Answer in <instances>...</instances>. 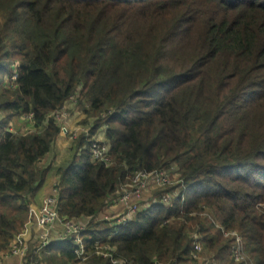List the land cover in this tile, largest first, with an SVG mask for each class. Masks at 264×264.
Instances as JSON below:
<instances>
[{"label":"trees","instance_id":"trees-1","mask_svg":"<svg viewBox=\"0 0 264 264\" xmlns=\"http://www.w3.org/2000/svg\"><path fill=\"white\" fill-rule=\"evenodd\" d=\"M13 72L0 95V264L31 220L61 133L54 114L70 101L97 119L58 171L59 212L94 218L86 259L67 238L46 264H114L98 241L125 264H201L195 233L212 264H242L205 209L264 264V0H0V83ZM18 115L35 131L11 132ZM102 125L113 166L91 158ZM172 167L188 198L154 203L108 238L95 216L129 175Z\"/></svg>","mask_w":264,"mask_h":264},{"label":"built area","instance_id":"built-area-1","mask_svg":"<svg viewBox=\"0 0 264 264\" xmlns=\"http://www.w3.org/2000/svg\"><path fill=\"white\" fill-rule=\"evenodd\" d=\"M54 116L61 125V131L65 134L68 133V128L65 126L67 117L65 108L56 112ZM82 132L88 134V130L86 129ZM70 135L73 140H76L79 134L78 132H71ZM110 149V143L106 140L93 138L90 145L92 160L103 163L106 166L116 165L117 162L112 157ZM148 190L157 191L156 197L154 198L153 195L147 200L145 192ZM189 194V186L187 182L181 178L176 167L165 170L135 171L129 175L127 182L120 185L117 192L111 196L105 211L95 216V219L107 222L108 226L111 228L108 238H111L116 235L122 227L130 223L138 213L148 210L152 204L158 203L165 207L172 206L175 202H184ZM257 208L264 213V204L257 205ZM210 212L211 211L205 209L201 215L211 220L225 237L232 240L231 254L236 262L253 264L246 250L241 233L236 230L226 229L220 222L212 217ZM93 218L89 217L77 220L62 217L59 212L58 187L57 183H55L53 193L47 199V202L41 210V215L38 220L39 231L34 240L22 245L12 242L8 251L3 254L1 262L7 256H18L24 260V264H43V256L49 253L48 247L55 241L67 238H73L75 240L77 244L76 253L80 258L86 259L83 233L88 223ZM194 238V249L196 254L199 255L203 252L202 243L199 241L201 236L195 233ZM96 244L102 256L110 258L114 264H125L122 258H118L114 255L116 251L114 247L108 244L103 245L100 241ZM30 258H32V260H30Z\"/></svg>","mask_w":264,"mask_h":264},{"label":"crops","instance_id":"crops-1","mask_svg":"<svg viewBox=\"0 0 264 264\" xmlns=\"http://www.w3.org/2000/svg\"><path fill=\"white\" fill-rule=\"evenodd\" d=\"M8 80H9L8 77H5L4 82L0 84V95L2 94L4 89H6L8 87ZM76 106H77V104L72 103L70 101L64 107L66 112H67V117H66L65 123H66V126L68 125L67 128L70 127V129H71V130H69V128H68L69 134L71 132H78V134H79L84 129L89 130V127L91 125V124H89L88 126L83 127V125L78 124L79 120L83 117V115L81 114V112L78 111V106L77 107ZM70 110H71V112L69 115ZM28 119H30V121ZM21 120H25L23 125H20ZM9 130L13 133H16V134L29 133V132L35 131V123H34L33 119L31 117L28 118L27 115L20 116L19 118L15 119L13 124H11ZM60 134H64V133L61 132ZM60 134L57 137V139H60V136H62ZM64 135H67V134H64ZM96 137L99 139H105L106 138L105 125H102L99 128V130L96 134ZM73 141L75 142V140H73ZM57 145H60V143ZM64 166L65 165L60 166V167H55V168L53 167L50 169L44 185L38 191V193L36 194V196L33 199V202L31 203V206H30L31 220H30V222L28 223L26 229L20 235H18L13 240V242L22 245L24 243H29V242H32L34 240L36 234L39 231L38 220H39V217L41 215V210H42L43 206L45 205V203L47 202L48 197L53 193L54 184L57 183L56 177L58 176L57 175L58 169H60ZM153 192H155V190H148L145 192V195L147 197H152L154 195ZM116 209H118V208H116ZM1 264H24V260L18 256H7L2 260Z\"/></svg>","mask_w":264,"mask_h":264},{"label":"rangeland","instance_id":"rangeland-1","mask_svg":"<svg viewBox=\"0 0 264 264\" xmlns=\"http://www.w3.org/2000/svg\"><path fill=\"white\" fill-rule=\"evenodd\" d=\"M15 73L16 72H13L11 75L8 74L7 77H8V88H13L15 82H14V76H15ZM4 80L1 82L3 83ZM0 83V84H1ZM73 103V102H72ZM70 105V104H69ZM85 106V105H84ZM77 107V106H76ZM88 107V106H87ZM78 111L81 112V114L83 115V117L79 120V125H83L84 126H88L89 124H94L95 120L97 119V117H89L85 111V107L81 106V107H78ZM70 112L71 110L69 111V115H70ZM7 114H5V111H0V117H5ZM20 116H25V115H18V116H15L13 119H11V124H13V122L15 121L16 118H19ZM29 118V116H28ZM1 119V118H0ZM30 121V119H28ZM87 120V122H86ZM25 122V120H21V124L20 125H23V123ZM65 126H66V123H65ZM68 126V125H67ZM66 126V127H67ZM69 130L70 127H68ZM105 128L107 129V127L105 126ZM62 132V131H61ZM63 133V132H62ZM65 134V133H64ZM64 134H60L62 136H60V139H56V141L54 142L53 146H52V149H51V152L48 154V156H46L42 163H43V166L44 167H49V169L51 168H55V167H60V166H63L65 165L64 167L62 168H65L68 166V164L71 162V160L73 159V156L77 153V154H80L79 152H77V149L75 147V142L73 141V139L70 137L71 135L69 133H66L67 135H64ZM72 141H71V140ZM102 140H105V139H102ZM60 145H57L59 144ZM61 169V168H60ZM58 169V171L60 170ZM58 171H57V175H58ZM56 179H58V176L56 177ZM55 182V181H54ZM154 193V198L156 197L157 195V191L153 192ZM51 196V195H50ZM49 196V197H50ZM48 197V198H49ZM151 197H147L146 199H150ZM260 204H264V203H258L257 205H260ZM212 217L214 219H216L214 217V214L213 212H210ZM204 217V216H203ZM218 221V220H217ZM211 223H213L211 220H210ZM219 222V221H218ZM214 225V224H213ZM244 240V238H243ZM244 243H245V240H244ZM202 245V248L204 249L203 247V244ZM246 245V244H245ZM247 247V246H246ZM98 255H100V253L98 252ZM201 255V256H200ZM199 255L198 257V261L199 263L201 264H212L207 257H205V251L203 250V252H201V254ZM46 260H47V256H43V262L44 264H46Z\"/></svg>","mask_w":264,"mask_h":264}]
</instances>
